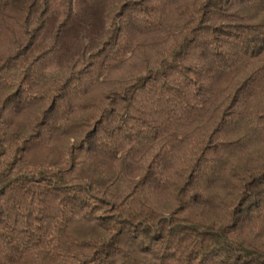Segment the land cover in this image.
Wrapping results in <instances>:
<instances>
[{"label":"trees","instance_id":"1","mask_svg":"<svg viewBox=\"0 0 264 264\" xmlns=\"http://www.w3.org/2000/svg\"><path fill=\"white\" fill-rule=\"evenodd\" d=\"M0 264H264V0H0Z\"/></svg>","mask_w":264,"mask_h":264}]
</instances>
